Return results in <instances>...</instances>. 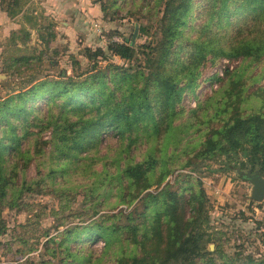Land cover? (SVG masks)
Segmentation results:
<instances>
[{"label":"trees","instance_id":"obj_1","mask_svg":"<svg viewBox=\"0 0 264 264\" xmlns=\"http://www.w3.org/2000/svg\"><path fill=\"white\" fill-rule=\"evenodd\" d=\"M162 1L160 36L153 44L136 46L133 34L132 39L109 42L105 49L85 47L84 56L91 62L86 71L31 80L27 88L0 102V235L5 229L3 206L19 205L18 195L34 190L40 179L17 183L12 176L17 166L9 162L10 156L28 153L21 139L33 133L30 127L49 132L41 141L50 146L44 175L52 177L48 191L59 197V211L70 207L66 200L77 186H82L83 203L91 210L89 222L62 229L58 224L55 234L46 233L38 264H100L108 250L115 264H264V258L246 256L236 262L216 248L207 249L205 243L215 237L204 230L208 203L198 188L199 178L181 174L186 178L179 191L167 179L175 162L195 149L196 161L218 162L219 169L235 170L241 179H246L245 171L264 173V0H203L200 23H193L194 0ZM20 2L0 0L9 17L22 11ZM139 31L149 30L143 26ZM138 53L144 55L143 64L123 67L109 62L97 67L109 55L130 61ZM219 58L238 63L224 70L220 86L203 102V140L192 142L194 130L189 129L199 122L190 119L200 107L175 124L186 113L181 92L196 85L202 61ZM18 126L22 135L16 132ZM105 132L116 137L113 155H91ZM38 140L32 144L34 154L43 152ZM95 159H104L99 169L90 164ZM182 161L181 168L199 167ZM84 162L91 169L83 173L92 179L69 186L56 180L69 170L77 172ZM152 186L161 187L153 192ZM139 195L127 212L99 213L109 196L130 205ZM97 240L104 247L95 256L83 244ZM9 264L35 262L26 257Z\"/></svg>","mask_w":264,"mask_h":264},{"label":"rangeland","instance_id":"obj_2","mask_svg":"<svg viewBox=\"0 0 264 264\" xmlns=\"http://www.w3.org/2000/svg\"><path fill=\"white\" fill-rule=\"evenodd\" d=\"M23 1L19 3L23 6L22 11L14 17H9L0 4V102L9 95L27 88L31 80L41 79L46 75L75 76L86 71L91 62L84 56L85 47L105 49L109 42L132 39L136 28L137 33L134 37L136 46L153 44L160 36L158 18L163 6L162 0H116V3H113V0H84L96 4L90 10L77 6L78 3H83V0H76L71 10L61 12L46 8L47 0H25V3ZM194 3L193 23H200L203 21V0H194ZM101 6H104V11ZM25 7L26 11H23ZM34 7L37 9L36 13L29 11ZM143 26H147L149 31L140 32L139 28ZM136 55L137 58L130 61L109 55L107 60H99L97 67L103 68L109 62L123 67L143 64L144 55L142 53ZM18 58L19 61H14ZM237 63L238 60L226 58H219L214 63L209 60L202 61L198 68L200 74L196 85L181 92L180 105L186 113L177 119L175 124L183 121L190 109L200 107L197 116L190 119L191 123L199 122L189 129L190 132L194 130V133H190L193 137L192 142L203 140V102L220 86L221 81L218 77L223 76L224 70L227 67L232 68ZM214 75L215 78L210 79ZM258 85L255 84L253 89ZM45 109L46 107L42 111ZM30 130L33 133L21 139V146L28 153L23 158L10 156L9 162H15L17 166L12 174L17 183L23 178L40 179L37 180L38 185L34 190H26L18 195L19 205L12 207L5 205L1 210L5 229L0 235V264L13 263L15 259L24 260L26 257L38 264L43 259L40 243L45 240L46 233L55 234L58 224H62L59 227L62 229L68 225L90 221L88 213L91 210L83 203L82 186L74 187V190L70 191L66 200L70 207L59 211V197L48 191L49 186L53 184L52 177L44 175L50 162L48 152L50 146L42 144L41 141L48 138L49 132H38L39 126L30 127ZM16 132L22 135L23 129L18 126ZM34 132L37 133L36 136ZM38 137L43 152L34 154L32 144ZM100 138L102 142L98 145L97 153L89 155H113L116 137L105 132ZM196 150H188V154L181 156L180 161L175 162L174 170L167 179L173 189H178L185 184L186 176L181 174H191L199 178L201 184L198 188L204 190L208 203V222L204 225V230L215 237L213 242L205 243L206 248L209 250L216 248L226 259H235L236 262L246 256L264 258V196L259 201L255 200L254 184L251 180L254 174L264 180V173L245 171L246 179H241L235 170L219 169L218 162L203 159L196 161L192 157ZM84 155L86 154H81L82 157ZM103 160L95 159L90 164L99 169ZM182 160L196 162L199 167L193 170L191 164L181 168L178 164L183 162ZM78 165L77 172L69 170L63 177L57 176L56 180L69 186L93 178L92 176L87 178L83 173L88 168L85 162ZM90 169L88 168V171ZM41 175L44 177L43 181ZM160 187L152 186L149 190L157 192ZM183 194L188 196L187 191H183ZM140 196L133 199L130 205L121 203L118 197L109 196L99 213H111L119 209L127 212ZM129 197H132V194ZM189 213L190 209L187 207L186 215ZM83 245L95 256L101 254L104 247L101 240ZM102 256L100 264H115V256L110 250Z\"/></svg>","mask_w":264,"mask_h":264},{"label":"crops","instance_id":"obj_3","mask_svg":"<svg viewBox=\"0 0 264 264\" xmlns=\"http://www.w3.org/2000/svg\"><path fill=\"white\" fill-rule=\"evenodd\" d=\"M74 2H77L76 0H47L48 4H45L46 8L51 9V11L53 9H55V11L61 12L63 10H71L72 6L74 5ZM96 4L89 2V1H85L83 0V3H78L77 6L81 7V8H85L87 10H90L92 8H94ZM76 6V7H77ZM26 11V7L25 9H23V11ZM35 7L34 8H30L29 11H33V13H36Z\"/></svg>","mask_w":264,"mask_h":264},{"label":"water","instance_id":"obj_4","mask_svg":"<svg viewBox=\"0 0 264 264\" xmlns=\"http://www.w3.org/2000/svg\"><path fill=\"white\" fill-rule=\"evenodd\" d=\"M136 34V31L134 32V35ZM253 184H254V198L255 200L259 201L264 196V180L259 178L257 174H254L251 178Z\"/></svg>","mask_w":264,"mask_h":264}]
</instances>
